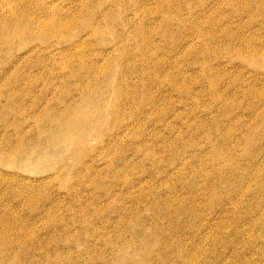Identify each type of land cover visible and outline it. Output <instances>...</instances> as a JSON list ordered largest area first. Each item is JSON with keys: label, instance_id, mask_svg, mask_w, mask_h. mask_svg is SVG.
Instances as JSON below:
<instances>
[{"label": "rangeland", "instance_id": "1", "mask_svg": "<svg viewBox=\"0 0 264 264\" xmlns=\"http://www.w3.org/2000/svg\"><path fill=\"white\" fill-rule=\"evenodd\" d=\"M38 1H54V17L61 11L75 29L72 41L30 40L41 52L0 46V264H264V59L255 65L257 53L244 44L238 53L233 39L242 33L264 55V0H248L250 12L243 0H22L14 9L40 13ZM64 111L77 116L59 124ZM16 129L23 158L2 153Z\"/></svg>", "mask_w": 264, "mask_h": 264}, {"label": "bare ground", "instance_id": "2", "mask_svg": "<svg viewBox=\"0 0 264 264\" xmlns=\"http://www.w3.org/2000/svg\"><path fill=\"white\" fill-rule=\"evenodd\" d=\"M98 1V0H97ZM195 1V0H194ZM230 1H234V0H230ZM239 1V0H238ZM237 1V2H238ZM253 1V0H252ZM251 1V2H252ZM256 1V0H255ZM262 1V0H261ZM0 2L1 3H3V4H1L0 3V46H3V45H5V47L6 46H9V51L13 48L12 47V44L14 43V41H16L17 43H18V45L20 46V47H22V48H25L26 49V47H27V53H32V51H35V52H41L40 50V47H37V45L36 46H32V47H28L27 45H28V43L30 42V40H32V39H35V38H38V39H46L47 37H56L57 39H63L64 37H66V38H68L69 37V39L70 38H72V36L69 34H67V33H70V32H68V29L69 28H74L75 29V27H72V25H71V27H70V23H68V22H71L69 19H70V17H69V15H71V14H74V12L73 13H71L70 12V14L69 15H67L68 17H69V21H62V20H60L58 17H59V15H60V12H59V15H58V17L57 18H55L56 16H57V14H56V16L54 17V15H53V11H51L52 10V8H54L55 7V3H54V1L52 2V1H50V2H48V3H46V1L44 2V3H42L41 1V3H39V1H38V3H39V6H40V8L38 7V9H39V12L40 13H38V11L36 10V12H34L33 10L34 9H32V6L31 5H29V6H27L26 7V10L27 11H23V8H22V12H19V11H17L16 9L17 8H19L20 7V5L22 4V0H0ZM102 1H99V3L98 4H100ZM136 2H138V1H136ZM146 2H147V0H146ZM159 2L162 4V2L159 0ZM170 2V1H169ZM196 2V1H195ZM229 2V1H228ZM251 2H249V3H251ZM262 2H264V1H262ZM7 3L9 4V6L12 4V9H9V11H7V12H5L4 11V9H3V6L2 5H4V6H6L7 5ZM94 2H92V4H93ZM97 3V2H96ZM103 3H104V1H103ZM249 3H248V0H243V2H242V7L241 6H239V8H237V9H239V11H240V7H241V9L243 8L244 10H246L247 9V7H248V5H249ZM252 3H255L254 1L252 2ZM258 3H260V0H258ZM87 4V3H86ZM92 4H89V5H92ZM119 4V3H118ZM117 4V5H118ZM122 4V3H121ZM137 4V3H136ZM158 4V3H157ZM186 4V3H185ZM194 4V3H193ZM230 4V3H229ZM237 4V3H236ZM239 4V3H238ZM240 4H241V2H240ZM59 5H60V3H59ZM96 5V4H95ZM101 5H102V3H101ZM141 5V4H140ZM143 5V4H142ZM144 5H145V3H144ZM143 5V6H144ZM167 6H168V4H166ZM173 5V4H172ZM176 5V4H175ZM251 5V4H250ZM257 5V4H256ZM256 5H254L253 4V6H255L256 7ZM262 5H264V4H262ZM261 4H260V6H262ZM80 6V5H79ZM81 6H83V5H81ZM80 6V7H81ZM94 6V5H93ZM103 6V5H102ZM139 6V5H138ZM161 6V5H160ZM238 6V5H237ZM252 6V5H251ZM258 6V5H257ZM14 7L16 8V9H14ZM35 7V6H34ZM86 7V6H85ZM91 7V6H90ZM99 6H97V8H98ZM119 7V6H118ZM117 7V8H118ZM121 7V6H120ZM169 7V6H168ZM172 7V6H171ZM176 7H178L179 8V6H176ZM78 8V7H77ZM84 8V7H83ZM94 7H92V9H93ZM94 9V11L93 12H95V10H97L98 11V9ZM105 8V7H104ZM116 8V9H117ZM160 8V7H159ZM246 8V9H245ZM249 8H250V6H249ZM251 8H253V7H251ZM250 8V9H251ZM32 9V10H31ZM80 9V8H79ZM100 9H101V7H100ZM108 9V8H107ZM123 9V8H122ZM121 9V10H122ZM125 9V8H124ZM123 9V10H124ZM172 9H174V7L172 8ZM250 9H249V11H248V9H247V11L248 12H250ZM261 9V8H260ZM25 10V9H24ZM65 10V9H64ZM89 10V9H88ZM179 10H181V9H179ZM179 10H178V12H179ZM232 10V9H231ZM243 10V11H244ZM254 10V9H253ZM70 11V10H69ZM81 11V10H80ZM79 11V12H80ZM85 11V10H84ZM107 11V10H106ZM118 11H119V9H118ZM238 11V12H239ZM243 11H241V12H243ZM255 11H256V9H255ZM254 11V12H255ZM260 11V10H259ZM262 11H264V10H262ZM19 12V13H18ZM55 12H57V11H55ZM90 12H91V10H90ZM145 12V11H144ZM252 12V11H251ZM38 13V14H37ZM58 13V12H57ZM84 13V12H83ZM97 13V12H96ZM101 13V12H100ZM99 13V14H100ZM113 13H114V11H113ZM115 13H117V12H115ZM125 13V12H124ZM232 13V12H231ZM235 13V12H234ZM233 13V14H234ZM237 13V12H236ZM245 13V12H244ZM79 14V13H78ZM95 14V13H94ZM109 14H110V12H109ZM122 14V13H121ZM121 14L119 15V16H121ZM248 13H246V15H247ZM253 13H250V15H252ZM255 14H256V12H255ZM261 14H262V12H261ZM80 15V14H79ZM167 15V14H166ZM209 15V14H208ZM224 15V14H223ZM222 15V17L224 18V16ZM237 15H239V14H236V15H234V18H235V16L237 17ZM240 15H242V14H240ZM239 15V16H240ZM243 15H245V14H243ZM249 15V16H250ZM62 16V15H61ZM64 16V15H63ZM66 16V17H67ZM74 16V15H73ZM77 16V15H76ZM95 16V15H94ZM101 16V15H100ZM122 16H124V15H122ZM121 16V17H122ZM135 16V15H134ZM162 16V15H161ZM164 17H165V15H163ZM162 16V18L164 19V17ZM233 16V15H232ZM66 17H64L65 19H66ZM79 17V16H78ZM83 16H81L80 18H82ZM167 17V16H166ZM204 17V16H203ZM210 17H211V15H210ZM221 17V16H220ZM220 17H218V19L220 18ZM247 17H248V15H247ZM258 16H257V14H256V18H257ZM61 18V17H60ZM63 18V19H64ZM93 19H94V17H92ZM103 18V17H102ZM126 18V17H125ZM212 18H216V17H212ZM226 18V17H225ZM224 18V19H225ZM240 18V17H239ZM251 18V17H250ZM249 17H248V21H249V19H250ZM262 18V17H261ZM60 20V21H57V20ZM76 19H77V17H76ZM85 19V18H84ZM111 19H112V17H111ZM211 19V18H210ZM213 19V20H214ZM217 19V18H216ZM236 19V18H235ZM91 20V19H90ZM90 20H89V22H90ZM128 20V19H127ZM166 20V19H165ZM212 20V19H211ZM212 20V21H213ZM240 20V19H239ZM251 20V19H250ZM253 21L255 20V18H253L252 19ZM251 20V21H252ZM81 21V20H80ZM93 21V20H92ZM95 21V20H94ZM98 21H100V20H98ZM113 21V20H112ZM119 21H120V19H119ZM118 20H117V22H119ZM125 21V20H124ZM128 21H130V20H128ZM162 21V20H161ZM168 21V20H167ZM200 21V23H198V24H202V25H206L207 24V21H205V19L204 18H202V20L200 19L199 20ZM253 21L251 22V24L253 23ZM257 21H259L258 19H257ZM89 22H88V28H89V31L88 32H90V34L91 35H94V34H99V32H100V30L99 29H101L100 27H98L99 25H97V26H95V24H92V26H89ZM117 22H115V23H117ZM192 21H189V23H191ZM221 22H223V21H221ZM76 23V22H75ZM81 23V22H80ZM100 23V22H99ZM103 23V22H102ZM110 23H112V22H110ZM130 23V22H129ZM188 23V22H187ZM188 23V24H189ZM211 23V22H210ZM210 23H208L209 24V26H211L210 25ZM215 23V22H214ZM214 23H211V24H213V25H215ZM217 23H219V22H217ZM245 23V22H244ZM249 23V22H248ZM260 23H264V22H260ZM71 24H74V23H72L71 22ZM107 24V23H106ZM120 24V23H119ZM185 24V23H184ZM183 24V25H184ZM105 25V24H104ZM127 25H129V24H127ZM139 25V24H138ZM190 25H192V24H190ZM239 25V24H238ZM238 25L236 26V27H238ZM240 25H241V23H240ZM249 25V24H248ZM262 25H264V24H262ZM78 26H79V24H78ZM86 26V25H85ZM107 26H109V25H107ZM111 26V25H110ZM109 26V27H110ZM114 27H115V25H113ZM113 26H112V28H113ZM135 26V25H134ZM142 26V25H141ZM185 26V25H184ZM187 27H188V25H186ZM185 26V27H186ZM194 26V25H193ZM216 26V25H215ZM215 26H211V27H215ZM252 26V25H251ZM261 26V25H260ZM119 27V26H118ZM125 27H126V25H125ZM159 27H160V25H159ZM182 27V26H181ZM218 27V26H217ZM236 27H235V29H236ZM248 27H250V25L248 26ZM255 27V26H254ZM112 28L110 27L108 30H109V32H112L111 30H112ZM189 28V27H188ZM192 28V27H191ZM195 28H197V27H195ZM209 28V27H208ZM212 28V29H213ZM216 28V27H215ZM238 28H240V27H238ZM251 28H253V27H251ZM83 29H85V28H83ZM140 29H141V27H140ZM183 29H184V27H183ZM187 29V28H186ZM193 29H194V27H193ZM209 29H211V28H209ZM212 29H211V31H212ZM233 29V28H232ZM243 29V28H242ZM257 29V28H256ZM79 30V29H78ZM103 30V29H102ZM113 30H115V29H113ZM117 30V29H116ZM192 30V29H191ZM197 30V29H196ZM200 30V29H199ZM214 30V29H213ZM217 30H219V29H217ZM220 30H221V28H220ZM223 30V29H222ZM240 30H241V28H240ZM245 30H246V28H245ZM249 30V29H248ZM253 30V29H252ZM258 30V29H257ZM262 30H264V29H262ZM261 30V31H262ZM141 30H139V32H140ZM185 31V30H184ZM202 31V30H201ZM230 30H228L227 32H229ZM256 31V30H255ZM259 31H260V29H259ZM259 31H258V33L256 34V32H255V34H256V36L258 35V34H260L259 33ZM72 32H74V30L72 31ZM195 32H197V31H195ZM194 32V33H195ZM214 32H217V31H214ZM226 32V31H225ZM233 32H234V29H233ZM232 32V33H233ZM238 32V31H237ZM240 32V31H239ZM238 32V33H239ZM248 32V31H247ZM81 33V32H80ZM212 33V32H211ZM222 33V32H221ZM220 33V35H217V36H222V34ZM230 33V35H231V31L229 32ZM253 33V32H252ZM85 34H86V31H85ZM108 34V33H107ZM118 34V33H117ZM144 34V33H143ZM200 34V33H199ZM234 34V33H233ZM240 34H242V33H240ZM240 34H234V38L233 39H235L237 42H235V43H237L238 45H239V48L237 49V52L239 53V51L240 50H242L243 48H244V45H245V48H246V50L248 49L247 47H249V49L250 48H252V50L250 49L249 51H252L251 53H255V55H256V53H257V57H258V59H256L257 61H255L254 63H255V65H257L258 64V62H260L262 59H264V55H261V53H260V55L258 54L260 51L259 50H257L256 48L258 47V46H256V43L255 44H253V45H251L252 43H250L251 42V40L248 42V40H245V37L244 36H241ZM246 34H248V33H246ZM254 34V33H253ZM75 35H77V34H75ZM140 35V34H139ZM145 35V34H144ZM143 35V36H144ZM186 34H184V36H185ZM198 35V34H197ZM212 35V34H211ZM226 35V34H225ZM251 35V34H250ZM146 36V35H145ZM223 36H224V33H223ZM248 36V35H247ZM246 36V37H247ZM252 36H255V35H252ZM261 37H262V35H260ZM50 37V38H51ZM83 37V36H82ZM116 37H118V36H116ZM141 37V36H140ZM199 37H200V35H199ZM209 37H211V36H209ZM214 37H215V35H214ZM225 37V36H224ZM259 37V36H258ZM50 38H49V40H50ZM137 38V37H136ZM145 38H147V37H144V41H146V40H148V39H145ZM217 38V37H216ZM227 38V37H226ZM247 38H249V37H247ZM262 38H264V37H262ZM52 39H54V38H52ZM77 39V38H76ZM84 39V38H83ZM138 39H140V38H138ZM142 39V38H141ZM227 39H229V38H227ZM226 39V40H227ZM232 39V38H231ZM251 39H253V38H251ZM255 39V38H254ZM64 40V39H63ZM63 40H61V41H63ZM81 40V39H80ZM80 40H78V41H80ZM107 40V39H106ZM211 40H213V39H211ZM257 40V39H256ZM259 40V39H258ZM257 40V41H258ZM262 40H264V39H262ZM57 41V40H56ZM61 41H59V42H61ZM70 41H72L71 39H70ZM108 41V40H107ZM134 41H135V38H134ZM140 41H142L143 42V39L142 40H140ZM224 41V40H223ZM227 41H230V40H227ZM227 41H226V43H227ZM233 41V40H232ZM244 41H247L246 42V44H245V42ZM256 41V42H257ZM261 41V40H260ZM69 42V41H68ZM111 42V41H110ZM109 42V43H110ZM82 43V42H81ZM148 43V42H147ZM223 43V42H222ZM225 43V42H224ZM225 43V44H226ZM234 43V44H235ZM242 43V44H241ZM261 43V42H260ZM262 43H264V42H262ZM61 44V43H60ZM73 44V43H72ZM112 44H113V42H112ZM126 44V43H125ZM145 44H146V42H145ZM144 44V45H145ZM233 44V42H232V45H234ZM244 44V45H243ZM49 45H52V43L51 44H49ZM222 45V44H221ZM227 45V44H226ZM225 45V46H226ZM231 45V44H230ZM229 45V42H228V46H230ZM236 45V44H235ZM241 45H243L242 46V49H241ZM55 46V45H54ZM54 46H53V48H54ZM78 46V45H77ZM216 46V45H215ZM52 47V46H51ZM79 47H80V44H79ZM78 47V48H79ZM217 47V46H216ZM216 47H214V48H216ZM221 47V46H220ZM238 47V46H237ZM236 47V48H237ZM256 47V48H255ZM46 48V47H45ZM57 48V47H56ZM75 48V47H74ZM235 48V47H234ZM67 49V48H66ZM76 49V48H75ZM220 49V48H219ZM228 50H229V48H227ZM259 49H262V48H260L259 47ZM51 50V49H50ZM58 50V49H57ZM57 50H53V51H57ZM123 50H125V49H123ZM218 50V49H217ZM216 50V51H217ZM223 50V49H222ZM239 50V51H238ZM243 50H245V49H243ZM262 50H264V49H262ZM0 51H1V53H3L4 55L7 53V52H5L4 50H3V48H0ZM80 51V54H82L81 53V49L79 50ZM188 51V50H187ZM235 51V50H234ZM44 52H47V51H44ZM118 52V51H117ZM242 52V51H241ZM248 52V51H247ZM262 52H264V51H262ZM51 53V52H50ZM67 53V52H66ZM79 53V52H78ZM84 53V52H83ZM119 54H120V52H118ZM122 53V52H121ZM190 53V52H189ZM188 53V54H189ZM191 53H192V51H191ZM236 53V52H235ZM237 53V54H238ZM243 53V52H242ZM246 53V52H245ZM24 54H26V53H24ZM52 54V53H51ZM61 54V53H60ZM74 54V53H73ZM237 54L234 56V57H237ZM248 54V53H247ZM250 54V53H249ZM27 55V54H26ZM44 55H45V53H44ZM54 55V54H53ZM57 55V54H56ZM56 55H55V57H56ZM62 55V54H61ZM70 55V54H69ZM82 55H84V54H82ZM82 55H81V58H82ZM122 55V54H121ZM124 55V54H123ZM122 55V56H123ZM193 55H194V53H193ZM192 55V56H193ZM198 55V54H197ZM229 55V54H228ZM243 55H244V53H243ZM243 55H242V57H243ZM259 55V56H258ZM22 56V55H21ZM50 56V55H49ZM77 56V55H76ZM80 56V55H79ZM116 56H118V54H116ZM120 56V55H119ZM232 56V57H233ZM239 56V55H238ZM245 56V55H244ZM250 56V55H249ZM48 57V56H47ZM51 57H53V56H51ZM51 57H49V58H51ZM59 57V56H58ZM64 57V56H63ZM124 57V56H123ZM123 57H120V60H123V59H121V58H123ZM127 56H125L124 58H126ZM216 57V56H215ZM247 57V56H246ZM252 57V54H251V56H250V58ZM253 57H256V56H254L253 55ZM34 58H36V56L34 57ZM43 58V57H42ZM54 58V57H53ZM62 58V57H61ZM80 58V59H81ZM117 58H119V57H117ZM238 58V57H237ZM240 58H241V56H240ZM19 59H20V57H19ZM56 59H59V58H56ZM73 59V58H72ZM77 59V58H76ZM79 59V60H80ZM82 59H85V58H82ZM97 59V58H96ZM109 59V58H108ZM198 59V58H197ZM16 60V59H15ZM22 60V59H21ZM52 60V59H51ZM78 60V59H77ZM235 60V59H234ZM241 60V59H240ZM244 60V59H243ZM251 60H252V58H251ZM253 60H254V58H253ZM34 61V60H33ZM38 61V60H37ZM36 60H35V62L33 63V62H31V60L30 61H27L26 63H24V64H26V66H30V65H32V64H40V63H38ZM53 62H52V64L54 63V60H52ZM56 61V60H55ZM60 61V60H59ZM58 60H57V63L59 62ZM61 61H62V59H61ZM75 61V60H74ZM124 61V60H123ZM123 61H121L122 63H123ZM199 60H197V62H198ZM250 61V60H249ZM2 57L0 58V66L2 65ZM46 62V61H45ZM50 62V61H49ZM67 62V61H66ZM69 62V61H68ZM77 62V61H76ZM118 62V61H117ZM145 62V61H144ZM63 63V62H62ZM72 63H74V62H72ZM78 64L80 63V61L79 62H77ZM85 63V62H84ZM106 63H107V61H106ZM142 63V62H141ZM249 63V62H248ZM254 63H252V64H254ZM65 64V63H64ZM74 64H76V63H74ZM101 64V63H100ZM112 64V63H111ZM143 64V63H142ZM17 65V64H16ZM41 65V64H40ZM62 66H63V64H61ZM82 64H79V67L81 66ZM92 65H96V64H92ZM121 65V63H119V66ZM244 65V64H243ZM250 65V64H249ZM262 65H264V64H262ZM262 65H260V66H262ZM89 66H91V65H89ZM105 66V65H104ZM112 66V65H111ZM143 66V65H142ZM189 66V65H188ZM246 66V65H245ZM52 67V66H51ZM64 67V66H63ZM67 67V66H66ZM65 67V68H66ZM95 67V66H94ZM244 67V66H243ZM247 67H249V66H247ZM87 68H89V67H87ZM96 68V67H95ZM113 67H111L110 68V70L112 69ZM120 68H122V66L120 67ZM120 68H118V69H120ZM262 68H264V67H262ZM15 69V68H14ZM14 69H12V70H14ZM18 69V68H17ZM44 69V68H43ZM47 69V68H46ZM61 69H62V67H61ZM67 69V68H66ZM77 69V68H76ZM79 69V68H78ZM81 69L82 68H80V72H81ZM93 70H95L94 68H92ZM103 69V68H102ZM260 69V68H259ZM5 70V69H4ZM57 70V69H56ZM63 70H64V68H63ZM91 70V69H90ZM113 70V69H112ZM83 71V70H82ZM105 71V70H104ZM120 71V70H119ZM118 71V72H119ZM7 72H9V71H7ZM20 72V71H19ZM36 72H38V71H36ZM47 72H49V70L47 71ZM54 72V71H53ZM57 72V71H56ZM64 72V71H63ZM63 72H61V73H63ZM96 72H97V70H96ZM95 72V73H96ZM102 72V71H101ZM100 72V73H101ZM176 72V71H175ZM58 73V72H57ZM92 73V72H91ZM98 73V72H97ZM96 73V74H97ZM179 73V71H177L176 72V74H178ZM65 74V73H64ZM67 74H68V72H67ZM93 74V73H92ZM110 74V73H109ZM118 74V73H117ZM181 74V73H180ZM180 74H178V75H180ZM184 74V73H183ZM187 74V73H186ZM188 74H190V73H188ZM206 74V73H205ZM261 74V73H260ZM58 75V74H57ZM56 75V76H57ZM112 74H110V76H111ZM121 75V74H120ZM119 75V76H120ZM174 75V74H173ZM177 75V76H178ZM40 76V75H39ZM43 76V75H42ZM46 76H48V75H46ZM99 76V75H98ZM109 76V75H108ZM181 76H183V75H181ZM180 76V77H181ZM185 76V75H184ZM184 76H183V78H184ZM187 76V75H186ZM205 76V75H204ZM0 77H1V75H0ZM36 77V76H35ZM44 77V76H43ZM65 77V76H64ZM116 77H117V75H116ZM149 77V76H148ZM174 77H176L175 75H174ZM190 77H191V74H190ZM34 78V77H33ZM177 78V77H176ZM187 78V77H186ZM185 78V79H186ZM1 80H2V78H0ZM10 78H8V75H7V79H4L3 81L4 82H7V83H9L10 82V80H9ZM100 79H102V78H100ZM99 79V80H100ZM192 78H190V80H191ZM193 79H194V77H193ZM205 79V78H204ZM0 80V81H1ZM11 80H13V79H11ZM65 80V79H64ZM86 80V79H85ZM88 80V79H87ZM182 80V79H181ZM189 80V81H190ZM212 80H214V79H212ZM37 81H38V79H37ZM45 81V80H44ZM61 81H63V80H61ZM185 81V80H184ZM187 81V80H186ZM204 81V80H203ZM209 81H210V79H209ZM13 82H16V80L14 81L13 80ZM34 82V81H33ZM50 82V81H49ZM69 82V81H68ZM67 82V83H68ZM85 82H87V81H85ZM98 82V81H97ZM113 82H114V80H113ZM192 82V81H191ZM190 82V83H191ZM210 82H214V81H210ZM216 82V81H215ZM218 82V81H217ZM52 83V82H51ZM65 83V82H64ZM88 83V82H87ZM90 83V82H89ZM91 83H93V82H91ZM182 83V82H181ZM185 83H187V82H185ZM189 83V84H190ZM262 83H264V82H262ZM48 84V83H47ZM69 84V83H68ZM67 84V85H68ZM183 84V83H182ZM213 84V83H212ZM49 85V84H48ZM188 85V84H187ZM192 85V84H191ZM191 85H188V86H190L191 87ZM209 85H211L210 83H209ZM47 86V85H46ZM84 86V85H83ZM86 86H87V84H86ZM215 86V85H214ZM25 87V86H24ZM183 87V86H182ZM181 87V88H182ZM189 87V88H190ZM81 88L82 89H84V91H85V89L87 90V88H83L82 86H81ZM211 88V87H210ZM214 88V87H213ZM17 90V89H16ZM13 92H15V91H13ZM17 93V92H16ZM185 93V92H184ZM13 94V93H12ZM13 97H14V95H13ZM84 98V97H83ZM86 98V97H85ZM90 98H92V97H90ZM89 98V99H90ZM91 101H92V99H90ZM17 101V100H16ZM70 113H72L71 111H64V112H62V114H64L62 117H61V120H58L57 119V121H58V123L59 124H62L63 122H65V120L67 119V117L68 116H70V115H75V116H77L76 114H70ZM36 118V117H35ZM74 121L75 120H73L72 119V121L70 122V120H69V122L71 123V124H73L74 123ZM65 128V127H64ZM18 132H17V134H16V137H14V138H4V139H2L3 140V142H4V144H5V150H3L2 151V153H9V154H15V155H20L22 158L24 157V155H25V151H22V148H24V143H23V137H25V135L21 132V130L20 129H16ZM64 130H60L59 132L60 133H62ZM15 140H17L18 141V144L16 143L15 144ZM18 147H19V149H18ZM26 162V161H25ZM24 162V163H25ZM28 189V188H27ZM30 190V189H29ZM36 190V189H35ZM16 192L18 191V190H15ZM24 191V190H23ZM33 191V190H32ZM13 192V191H12ZM15 192V193H16ZM22 192V191H21ZM25 192H26V190H25ZM39 192V191H38ZM37 192V193H38ZM18 193V192H17ZM20 193V192H19ZM36 193V194H37ZM13 194V193H12ZM22 194H24V193H22ZM31 194V193H30ZM16 195H18V194H16ZM24 195H28L27 193L26 194H24ZM24 195L22 196V197H24ZM13 196H15V194H13ZM30 196H32L31 198H33L34 196H35V192H34V196L33 195H30ZM17 197V196H16ZM20 197V196H19ZM21 197V198H22ZM29 197V196H28ZM27 198V197H26ZM19 199V198H18ZM27 200H30V198H27ZM32 200V199H31ZM30 200V202H33L34 201V199H33V201H31ZM28 202V201H27ZM30 202H29V204H30ZM34 203V202H33ZM48 213V212H47ZM1 216V215H0ZM48 217V216H47ZM10 219V218H9ZM8 219V220H9ZM49 219V218H48ZM2 220V219H1ZM50 220V219H49ZM5 221H7V220H5ZM11 221V220H10ZM48 221V220H47ZM3 223V222H2ZM12 223L13 222H11V223H9V224H11V226H12ZM48 223V222H47ZM4 224H5V222H4ZM7 225H8V222H7ZM3 226V225H2ZM7 227V226H6ZM14 228H15V226H13ZM8 228V227H7ZM11 228V227H10ZM14 228H11L12 230L14 229ZM2 229V228H1ZM5 228H3L2 230H4ZM16 229V228H15ZM6 230V229H5ZM7 230H9V229H7ZM6 230V231H7ZM10 231V230H9ZM14 231V230H13ZM17 231H18V229H17ZM2 232V231H1ZM21 232V231H20ZM19 232V233H20ZM4 233V232H3ZM23 233V232H22ZM5 234V233H4ZM3 234V235H4ZM9 234V233H8ZM24 234V233H23ZM26 234V233H25ZM29 234V233H28ZM34 234V233H33ZM0 235H2V234H0ZM6 235V234H5ZM10 235V234H9ZM30 235V234H29ZM8 236V235H7ZM21 236V235H20ZM6 237V236H5ZM9 237H11V236H9ZM13 237L14 236H12V241H13ZM18 237V236H17ZM22 237H23V235H22ZM25 237V236H24ZM1 238V237H0ZM4 238V237H3ZM15 238H16V234H15ZM19 238V237H18ZM18 238H16V239H18ZM28 238V237H27ZM30 238V237H29ZM31 238H33V237H31ZM30 238V239H31ZM11 239V238H10ZM23 240H24V238H22ZM2 239H0V241H1ZM4 240V239H3ZM2 240V241H3ZM7 241H9L8 239H6ZM20 241H21V238H20ZM40 241V240H39ZM9 242H11V241H9ZM24 242V241H23ZM31 242V241H30ZM15 243H17L16 241L14 242V244ZM26 243V242H25ZM2 244V243H1ZM0 244V245H1ZM13 244V243H12ZM12 244H11V247H12ZM27 244V243H26ZM35 244V243H34ZM38 244H39V242H38ZM10 245V244H9ZM8 245V246H9ZM18 245H21V243L20 244H18ZM23 245H24V243H23ZM22 245V246H23ZM40 245V244H39ZM1 246H3V244L1 245ZM0 246V247H1ZM5 246V245H4ZM30 246V245H29ZM36 246H38V245H36ZM44 246V245H43ZM25 247V246H24ZM2 248V247H1ZM14 248V247H13ZM34 248V247H33ZM39 248V247H38ZM45 248V247H44ZM14 249H16V248H14ZM14 249L12 250V253H13V251H14ZM18 249V248H17ZM7 250V249H6ZM5 250V251H6ZM43 250V249H42ZM9 251V250H8ZM18 251V250H17ZM39 251H41V250H39ZM37 251H35V253H36ZM47 252V251H46ZM17 253V252H16ZM44 253V252H43ZM43 253H42V255H43ZM39 254V253H38ZM2 255V254H1ZM49 255V254H48ZM11 256V255H10ZM34 256V255H33ZM32 256V257H33ZM50 257V256H49ZM34 258H35V256H34ZM51 258V257H50ZM18 259V258H17ZM21 259V258H20ZM33 259V258H32ZM1 260V259H0ZM2 261V260H1ZM3 262V261H2ZM21 262V261H20ZM54 262V261H53ZM27 264V263H26ZM48 264V263H47Z\"/></svg>", "mask_w": 264, "mask_h": 264}]
</instances>
